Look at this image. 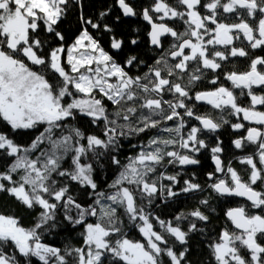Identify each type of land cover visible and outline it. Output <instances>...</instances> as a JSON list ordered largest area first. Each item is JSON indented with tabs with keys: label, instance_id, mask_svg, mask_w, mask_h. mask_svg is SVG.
<instances>
[{
	"label": "snow or ice",
	"instance_id": "6c2138e0",
	"mask_svg": "<svg viewBox=\"0 0 264 264\" xmlns=\"http://www.w3.org/2000/svg\"><path fill=\"white\" fill-rule=\"evenodd\" d=\"M71 3L0 0V122L13 133L39 130L26 145L0 132V161H8L0 171V193H7L27 209L39 208L30 228L24 227L19 217L0 212V264H20L21 259L32 264L33 258L41 264H165V260L167 264H191L187 260L190 234L202 233L197 221L207 222L209 216L198 207L165 220L146 209L157 198L164 202L181 193L204 190L199 183L184 180L174 191L181 183V173L168 175L159 170L167 165H198L195 154L204 149L211 152L215 164L208 179L224 174L208 187L219 196L250 202L226 210L233 230L226 225L208 244L212 260L215 264H264V215L259 214L264 212V111L260 110L264 108V71L260 70L264 56L251 59L245 72L224 73L231 88L220 84L195 93L196 101L220 112L218 119L196 114L185 102L193 99L190 87L203 79L205 70L216 73L222 70L221 62L230 57L249 56L244 47L235 46L241 36L250 49H264V0H175L174 5L153 0L141 13L151 25V45L163 49L161 37L166 35L174 41L142 76L126 71L143 64L142 60L131 55L118 63L89 32V27L113 32L110 25L102 23L111 8L101 11L96 22L81 11L80 34L64 45L65 36L57 27ZM75 4L84 6L83 0H75ZM116 4L125 17L138 15L127 0H116ZM150 13L158 14L157 19ZM222 14H234L236 20L224 22ZM166 20L182 22L184 30L177 31ZM41 32L61 42L46 55ZM130 43L136 45L137 40ZM123 45V39L110 37L111 49L119 52ZM169 58L176 62L169 64ZM219 80L220 75H213L209 83L216 85ZM166 94L173 99L165 100ZM243 97L248 98L247 105L239 103ZM105 101L114 110L110 111ZM225 112L249 126L231 123ZM81 115L102 127L101 135L86 134L69 124ZM186 117L198 125L189 124ZM168 121H173V126L161 127ZM224 125L245 131L232 141L236 149L255 146L253 154L238 157L241 164L249 166L247 179L230 164L224 165L218 137L215 146L200 139V134L215 133ZM149 130L166 133L167 138L158 134L147 144L133 145L139 151L122 163L118 158L120 139ZM106 159L119 171L106 190L98 191L95 174ZM73 182L90 189L93 202L87 207L70 193ZM208 203V199L199 201L201 206ZM247 208L259 212L249 214ZM58 209L72 228L82 229L80 247L65 245L61 249L42 241L43 231L56 226ZM91 218H96L95 222ZM125 221L141 239L129 237ZM185 221L186 228L181 226Z\"/></svg>",
	"mask_w": 264,
	"mask_h": 264
},
{
	"label": "trees",
	"instance_id": "16d2710c",
	"mask_svg": "<svg viewBox=\"0 0 264 264\" xmlns=\"http://www.w3.org/2000/svg\"><path fill=\"white\" fill-rule=\"evenodd\" d=\"M83 8L76 6L75 1L72 0V3L69 6L67 15L61 20L59 23L57 30L60 31L64 36L65 40L63 41L64 45L67 47L70 45L75 38L80 34L81 31V21L80 14L83 12L86 18H92L94 22L99 19V13L101 11H105L111 8V12L103 18L102 23H106L113 28L112 33L105 32L103 30L97 31L89 27V32L99 40L102 47L105 51L109 52L118 63L123 64L125 59L131 55H135L139 60H142L144 63L139 66H133L131 68H126V71L129 72L130 75H140L142 76L145 72L148 71L150 66H154L156 60L164 54V52L156 53L155 50L147 44V41H141L140 35H136V22L131 19L125 18L116 4V0H83ZM119 16V21L116 20V17ZM41 38L45 40L46 47L43 50V53L46 55L49 48L58 46L61 42L57 40L52 34H45L43 32L40 33ZM115 36L117 39H123L124 45L123 48L117 52L116 50L111 49L110 47V37ZM132 39L137 40L136 45H132L130 41ZM169 64H172L168 61ZM178 82V81H177ZM185 83V82H184ZM187 83V82H186ZM185 83V84H186ZM165 100L173 99L171 94H166L164 96ZM108 106V109L114 110V106L105 101ZM183 114V110L180 109ZM196 114L200 115V111L195 110ZM225 117V116H224ZM69 124H74L76 127L81 128L86 134H95L101 135L102 127H98L96 125L91 124L90 118L86 116H77L75 121L69 120ZM173 126V121H168L167 124H162L161 127ZM187 128L185 129V132ZM0 132H7L11 138H13L17 143L20 144H28L34 138L35 135L38 134L39 130L34 131H21L19 133H13L9 126L0 122ZM163 135L167 138L166 133H158L157 130H149L145 133L140 134L139 136H130L126 138L120 139V149L118 153V158L122 163L126 162V158L130 155H135L139 151V147L133 148V145L139 146L141 143L147 144L148 140L156 135ZM213 133L204 132L200 134V139L205 140L209 145L215 146V142L213 144L214 136ZM223 145L227 147L229 144L228 140H224ZM169 150H172L169 148ZM184 152L185 150H180ZM230 151H234L233 148ZM209 153L205 151L199 157L201 165L198 169H194L192 171L185 169L180 165H167L159 169L163 171L165 174L172 175L177 172L181 173L179 179L181 181L176 187L183 186L184 180H191L190 177L194 178L200 185H204L200 183L198 178H205V173L213 172V168L209 165L210 156ZM34 158V157H33ZM8 163L7 160L0 161V171L4 170V164ZM239 164V165H238ZM240 163L237 162L234 167L240 173H242V167H239ZM67 167V164H65ZM244 169V168H243ZM119 169L110 163V160H103L101 162V166L97 168L95 174V180L98 184V191L106 190L107 185L112 182L115 178ZM194 174V175H193ZM247 172H246V175ZM206 179V178H205ZM192 180V182L195 183ZM165 184L169 183L168 181H164ZM210 182L206 179L205 185L202 186L204 189L202 192L196 193H181L179 196L168 199L164 202H161L160 198H157L154 204L149 210L153 213L154 216H159L161 219L171 220L177 214L183 212L187 214L189 211L200 208L206 215L209 216V221L201 222L197 221L198 227L203 229L204 231L191 233L190 239L188 241L187 247L189 248V254L187 256V260L191 262V264H215L212 260L210 249L208 248V244L215 241L221 232L222 228L227 225L229 230H233V225L227 221L225 216V212L229 208L237 207L239 205H248L246 202L236 198L230 197L226 198L224 196H219L215 192L212 191L208 187ZM90 189L81 188L72 183L70 188V193L77 199L78 203H81L85 207L93 202V198L89 195ZM202 199H208L209 203L207 206H201L199 201ZM247 211H251V214L254 212H259V210L253 211L248 208ZM0 212L5 215H13L20 218L21 224L30 228L36 221L37 214L39 212V208L35 210H30L22 206L19 202H17L13 197H10L7 193H0ZM75 215V210L72 212ZM259 214L264 215V212H259ZM96 218H91L93 222H95ZM182 227H187V222L185 221L181 225ZM82 229L77 226L75 229L72 228L67 221L64 220L63 210H57L56 217V226L52 228L50 231H43L42 233V241L54 247H59L63 249L65 245H69L72 247H80L82 245V240L79 236V233ZM125 230L129 232V237L132 239H141L137 230L129 229L127 227V222L125 221ZM8 249H6L7 251ZM180 250V247H177V251ZM19 258V257H18ZM20 264H24L23 259H21ZM32 264H41V262L37 261L35 258L32 259ZM165 264H167V260H165Z\"/></svg>",
	"mask_w": 264,
	"mask_h": 264
},
{
	"label": "flooded vegetation",
	"instance_id": "af4514ba",
	"mask_svg": "<svg viewBox=\"0 0 264 264\" xmlns=\"http://www.w3.org/2000/svg\"><path fill=\"white\" fill-rule=\"evenodd\" d=\"M127 2L132 5V7L136 10L138 15L125 17L123 15L121 9L119 8L120 12L125 18L131 19L134 22H136V28H137L136 35H140L141 41H143V40L147 41V44H149L155 50L156 53L168 50L170 45L173 43L174 38L167 36V35L161 37L163 49H158L156 46H152L150 43V37L148 35L149 32L151 31V25L143 19V16L141 14L142 9L145 7H150V5L153 3V0H127ZM167 2L170 4H173V5L175 4V0H167ZM201 11H202V14H207L206 9H201ZM150 14L153 15L154 20L157 19L158 14H154V13H150ZM225 17H227V18H225ZM221 19H224V22L230 23V22H234L236 20V17L234 14H222ZM248 19H249L250 23H254V21L251 18H248ZM157 22H159V21L157 20ZM165 23H167L171 27L176 28L177 31L182 32L184 30V25L182 24V22L166 20ZM206 39H207V37H206ZM234 43H235L236 47H244L245 50L249 52V56L248 57H230L228 61L221 62L222 63V70H216V73H213L211 70H205L203 79L201 81L197 82L194 86L190 87V95L193 96V99L190 101L186 100L185 102L190 107H193L194 111L195 110L200 111V115H206V114L212 115L214 118L218 119L220 116V112L218 110L212 109L211 105H208L206 102L196 101L194 99V95L196 92L211 90L214 87L220 86V84H223L224 86L231 88V82L224 79V75H223L224 73L231 72V71L245 72L249 69V64L251 62V59H253L257 56H264V49H250L248 47L247 41H245L242 36H241L240 40L235 41ZM217 48L219 50H224L223 46H217ZM168 61H170L171 63L176 62L175 60H172L171 58H169ZM191 66L192 65H190V67ZM260 70L264 71V68H261ZM213 75H220V80L218 81V83L216 85H212L211 83H209V81L212 79ZM187 80H188V76H187V74H185L183 83L184 82L186 83ZM178 82H180V81H178ZM254 90L257 91L258 94L261 92V90H259V89H254ZM236 94L239 95L238 89L236 90ZM239 103H241L243 105H247L248 104V98L247 97L240 98ZM260 110L264 111V108H260ZM224 116H225V119L230 120L231 123L243 122V123H245L246 127L249 126L248 122L242 121V119H238L234 116H229L227 114V112L224 113ZM186 119H188L189 124H192V125H198V123H199L198 121H195V120L187 118V117H186ZM243 135H245V131L243 129L239 130V131H235L230 127V125H224L217 132L212 134V136H214L213 144H214V142L216 143L217 137L222 142L221 147L224 149V151L221 154V159H222L225 166H228L230 164L235 169L234 165L237 162H239V160L234 158L235 155H232L233 159L230 158V154L233 153V151H230V149L233 148V150L235 151V147H234L232 141L234 139L238 138L239 136H243ZM224 140L229 141L230 147H229V145L227 147H225L223 145ZM241 150L250 151V153H248V155L253 154L255 152V146L249 145V146H247ZM205 151L208 152L209 153L208 155L211 157V152L208 149H204V150H201V152L199 154H195L196 158L199 159V157L202 155L203 152L205 153ZM201 162L202 161H200V163L198 165H185L183 167L187 170L192 171L196 168L198 169V167L201 165ZM209 165H211V167L215 170V164L211 158L209 161ZM239 167H242V173H243V174H240V173L239 174L242 176V178L247 179L248 176H245V175L247 172L246 169H248L249 166L240 163ZM204 175L206 176L205 178L208 179L207 173H205ZM223 175H224L223 173H217L216 174V176H223ZM247 175H248V172H247ZM214 178H216V177H214ZM214 178L212 180H214ZM212 180H210V181H212ZM195 183H198V182L195 181ZM200 183L203 184V182H200ZM204 185H201V186H204ZM180 187H182V186H180ZM180 187L178 186V187H175L174 189L177 188V190H179ZM243 202H246L247 204H249V202H247V201H243ZM252 210L256 211V209H252ZM248 212H249V214H251V211H248Z\"/></svg>",
	"mask_w": 264,
	"mask_h": 264
},
{
	"label": "rangeland",
	"instance_id": "374dc122",
	"mask_svg": "<svg viewBox=\"0 0 264 264\" xmlns=\"http://www.w3.org/2000/svg\"><path fill=\"white\" fill-rule=\"evenodd\" d=\"M248 153H250V151H243V150H241V149H236V148H235V151H233V153L230 154V158L233 159L232 155H235L234 158L237 159V160H239L238 157L248 155ZM217 177H222V176H216V178H217ZM194 178H196V177H194ZM194 178H193V177H190L191 180L195 181ZM216 178H214V180H212V181H210V180L208 179V182H210V184H211V183L215 182V179H216ZM198 179H199L200 182H203V183L205 184V182H206V179H205V178H198ZM173 190L176 191L177 188H176V189H173ZM224 197H226V196H224ZM226 198H227V197H226ZM228 198H230V197H228Z\"/></svg>",
	"mask_w": 264,
	"mask_h": 264
},
{
	"label": "water",
	"instance_id": "95a60500",
	"mask_svg": "<svg viewBox=\"0 0 264 264\" xmlns=\"http://www.w3.org/2000/svg\"><path fill=\"white\" fill-rule=\"evenodd\" d=\"M75 1V0H74ZM152 46H154V45H152ZM226 197H235V196H226ZM236 198H238V199H240V200H243V201H246V199L245 198H241V197H236ZM250 203V202H249Z\"/></svg>",
	"mask_w": 264,
	"mask_h": 264
}]
</instances>
